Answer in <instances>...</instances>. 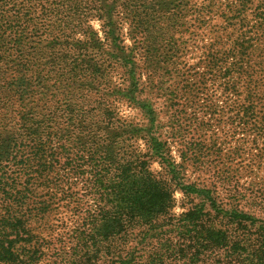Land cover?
<instances>
[{
	"label": "trees",
	"instance_id": "trees-1",
	"mask_svg": "<svg viewBox=\"0 0 264 264\" xmlns=\"http://www.w3.org/2000/svg\"><path fill=\"white\" fill-rule=\"evenodd\" d=\"M192 1L0 0V264H264V187L228 183L223 196L218 180H192L204 146L181 142L178 163L173 141L186 129L174 116L162 124L151 97L177 98L153 77L176 64ZM204 1L200 18L218 0ZM231 1L226 28L264 37V0ZM238 52L207 55L208 67H226L219 87L238 92L230 80L241 73L249 98L264 96V70L253 80L243 65L254 54ZM122 102L142 121L124 118ZM251 104L234 118L262 135L253 118L264 104ZM60 208L73 227L54 235L66 229Z\"/></svg>",
	"mask_w": 264,
	"mask_h": 264
},
{
	"label": "rangeland",
	"instance_id": "rangeland-1",
	"mask_svg": "<svg viewBox=\"0 0 264 264\" xmlns=\"http://www.w3.org/2000/svg\"><path fill=\"white\" fill-rule=\"evenodd\" d=\"M230 2L232 1L218 0L214 13L205 18L198 16V11L205 5V1L193 0L191 2L183 19L186 25L174 37V43L179 53L178 58L175 59L176 64L171 67H159L153 77L156 85L159 82L165 83L170 88V92L176 93L177 98L172 105L167 103L165 98L157 97L156 94L151 96L155 102V108L160 114L162 124H167L168 119L174 116L180 119V123L186 129L180 137H176L177 139L175 138L176 140L173 141L175 146L172 147V155L175 160L178 163L181 162L178 153L180 149H184L181 142L202 143L205 150L202 157L203 164L197 171L190 167L188 174L192 180L198 178L201 181L210 182L218 180L217 187L223 196L228 188V183L238 184L243 189L264 187V114L253 118L254 120L259 119L262 135H257L256 132L249 129L251 121L244 119L240 123L239 119L236 122L234 118L236 112L252 107L251 102L259 105L264 104L260 103V98L262 99L264 96L260 94L249 98V92L246 91L244 85L250 79L241 73L235 74L230 80V83H239L238 92L232 93L223 90L219 87V83L225 81L222 80V73L226 67H208L206 60L207 55L211 52L227 55L237 48L240 54L242 52L254 54V59L243 65V67H252L253 70H256L257 76L252 77L253 80H258V76L260 78L263 73L261 70H264V66L258 67L256 58L264 52V37L262 33L254 30L250 32L249 36L241 34L248 32L240 26L231 30L226 28V23L221 15L225 13L224 11H228L227 4ZM198 19L203 22L199 23ZM92 26L103 36L99 22H92ZM244 40L253 45L246 51H242L239 47ZM221 71L223 72L221 73ZM116 79L117 77L113 78V80ZM187 85L189 89H182ZM118 107L124 118L135 122L142 121L143 118L139 111L129 104L122 102ZM260 108L259 106L258 109ZM164 135L168 137L166 132ZM153 169L162 171L158 163L153 165ZM217 174L221 177L215 179ZM176 199L178 205L175 211L179 214L183 211L181 205L186 200L179 192L176 194ZM67 209L60 208L53 217L55 220L60 219L64 223L66 222L65 232L58 230L54 235L65 234L72 230V211L71 208ZM58 251H60L58 245L52 244L48 252L51 260ZM39 264H52V262L44 260Z\"/></svg>",
	"mask_w": 264,
	"mask_h": 264
}]
</instances>
